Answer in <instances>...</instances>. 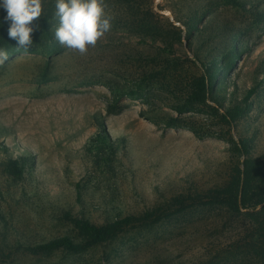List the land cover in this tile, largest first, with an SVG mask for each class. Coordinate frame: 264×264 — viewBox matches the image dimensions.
Listing matches in <instances>:
<instances>
[{
    "label": "rangeland",
    "instance_id": "1",
    "mask_svg": "<svg viewBox=\"0 0 264 264\" xmlns=\"http://www.w3.org/2000/svg\"><path fill=\"white\" fill-rule=\"evenodd\" d=\"M104 3L111 29L87 55L59 44L56 0H42L29 52L10 39L0 64V264H264L252 218L209 204L80 252L34 249L85 244L74 219L226 187L242 139L264 170V0Z\"/></svg>",
    "mask_w": 264,
    "mask_h": 264
},
{
    "label": "trees",
    "instance_id": "2",
    "mask_svg": "<svg viewBox=\"0 0 264 264\" xmlns=\"http://www.w3.org/2000/svg\"><path fill=\"white\" fill-rule=\"evenodd\" d=\"M8 29L9 27L6 25L0 24V38H2L0 49H4L7 52L10 49ZM248 96H250V93H248ZM242 114L243 108L238 105L224 112L223 117L231 124L240 118ZM238 148L244 159L241 167L237 169L226 187L209 190L203 195L198 194L191 198L193 202L190 204L177 200L171 207L148 211L140 216H127L103 226H97L82 219H74L73 222L85 239V244L81 245L68 237H62L49 242L39 243L34 249L42 253H50L56 250L80 252L91 246L109 242L130 230L158 224L181 213L192 205L209 204L224 206L235 214L245 212L249 215L255 225L253 236L255 235L259 238L258 242L256 241L253 244V247L258 249L259 253L264 257V170L262 164L250 155L248 143L245 140L242 139L238 142ZM66 217L70 218L69 216Z\"/></svg>",
    "mask_w": 264,
    "mask_h": 264
},
{
    "label": "clouds",
    "instance_id": "3",
    "mask_svg": "<svg viewBox=\"0 0 264 264\" xmlns=\"http://www.w3.org/2000/svg\"><path fill=\"white\" fill-rule=\"evenodd\" d=\"M0 7L11 22L8 36L16 41L17 51L29 52L32 34L38 30L35 21L43 14L42 0H0ZM55 8V39L81 56L87 55L89 48H94L111 29L112 18L105 13L104 0H56ZM8 58L7 51L0 49V64Z\"/></svg>",
    "mask_w": 264,
    "mask_h": 264
}]
</instances>
